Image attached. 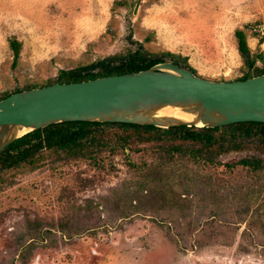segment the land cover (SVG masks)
Masks as SVG:
<instances>
[{
	"label": "rangeland",
	"instance_id": "1",
	"mask_svg": "<svg viewBox=\"0 0 264 264\" xmlns=\"http://www.w3.org/2000/svg\"><path fill=\"white\" fill-rule=\"evenodd\" d=\"M237 29L264 67V0H0V94L139 43L235 80L248 70ZM121 134L106 126L85 154L45 149L2 172L0 264H264V170L239 163L263 160L264 139L209 162L198 142Z\"/></svg>",
	"mask_w": 264,
	"mask_h": 264
},
{
	"label": "water",
	"instance_id": "2",
	"mask_svg": "<svg viewBox=\"0 0 264 264\" xmlns=\"http://www.w3.org/2000/svg\"><path fill=\"white\" fill-rule=\"evenodd\" d=\"M67 121L165 129L264 123V73L218 81L164 61L139 71L14 92L0 100V152L29 132Z\"/></svg>",
	"mask_w": 264,
	"mask_h": 264
},
{
	"label": "trees",
	"instance_id": "3",
	"mask_svg": "<svg viewBox=\"0 0 264 264\" xmlns=\"http://www.w3.org/2000/svg\"><path fill=\"white\" fill-rule=\"evenodd\" d=\"M235 35L238 39L239 52L248 66V70L237 79H246L264 73V67L256 65V57H253L251 49L247 42V37L242 29H237ZM11 48L14 51V62L20 56L21 44L16 39L10 40ZM164 56L173 58V62L190 69L196 73V70L189 65L188 58L182 55H175L171 52L161 55H149L139 43L135 49H128L126 52L110 54L99 58L89 64L80 65L69 69H60L58 75L52 81L45 85L56 82H74L93 79L97 77L123 74L127 72L147 69L156 63L164 62ZM38 86H26L16 88L13 91H5L0 94V100L8 97L14 92L30 89ZM106 126H116L122 129V145H126L128 138L132 136H155L159 140L165 138L168 140L177 139L189 140L200 143V146L194 147L192 153L196 161L200 159H214L212 155L203 152L216 151L218 153L237 150L243 147L242 139L260 138L264 139V123L257 121L237 122L219 127H189L174 126L159 128L153 125H141L122 122H95V121H67L51 124L47 127L36 129L24 136L16 139L0 152V178L4 170H11L31 165L35 159L42 154L45 149H54L65 151L69 154H85L91 151L95 145L101 144L103 128ZM218 133V134H217ZM236 139H240L237 142ZM240 164L251 166L257 174L264 170V159L245 158L239 161ZM146 177V176H145Z\"/></svg>",
	"mask_w": 264,
	"mask_h": 264
}]
</instances>
